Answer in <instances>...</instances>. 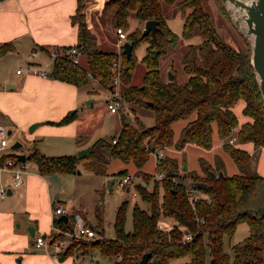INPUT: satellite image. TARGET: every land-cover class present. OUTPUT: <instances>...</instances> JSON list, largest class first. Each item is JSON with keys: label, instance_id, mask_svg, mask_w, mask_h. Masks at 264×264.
Segmentation results:
<instances>
[{"label": "trees", "instance_id": "trees-1", "mask_svg": "<svg viewBox=\"0 0 264 264\" xmlns=\"http://www.w3.org/2000/svg\"><path fill=\"white\" fill-rule=\"evenodd\" d=\"M202 1L103 2V9L112 11L115 29L127 30L128 20L132 16L140 22L156 20L159 30L154 38L151 34L141 36L140 28L127 32L126 41L132 49L129 58L123 50L120 54V94L134 123L126 124L124 119L119 132L109 140L99 138L92 143L91 153L83 160L86 161V168L98 175H107V167L112 158L123 163L132 162L137 168L136 176L145 183L135 185V190L140 199L148 203L149 211L135 204L131 213L132 229L126 231L124 221L127 200H123L115 212L113 239L98 237L91 241L77 242L59 255L61 260L72 255L76 247L80 246L83 254H87L90 249L96 250L101 256L113 262L115 260V264H139L145 252L151 253L148 264H170L172 261H182L177 264H207V245L210 256L208 264H229L223 238L231 237L238 224L246 223L248 236L231 247L232 264H264V176L254 167L251 168L254 154L250 155L239 147L223 143L224 151L239 170V173L231 176L225 174L220 160L214 169L209 166L205 168L202 162L205 172L201 176L187 171L180 174L174 159L160 158L156 170L163 171L166 178L161 185L153 181L150 190L146 186L150 176L141 171L152 151L173 145L172 124L178 120L186 123L175 143L177 150L186 144L210 149L214 124L223 140L236 129L239 143L250 142L255 148L264 147V103L251 66L249 45L246 43L244 50L229 45L218 34ZM93 4V0H76L75 12L70 16L71 24L77 27V43L74 46L85 58V67L82 64L72 66L66 56H61L53 62L48 76L78 87L88 83L89 73L91 80L109 90V66L117 54L99 48L98 37L89 28L87 15ZM164 6H176L181 11L183 39L200 37L198 45H187L182 57V69L187 75L184 83H178L173 72L171 81L161 75V57L167 54L170 47L177 46L179 40L167 26ZM220 10L225 15L223 9ZM146 41L149 44L142 59L144 73L140 84L134 85L131 80L137 60L133 51L137 45ZM12 49L10 44H4L0 46V55ZM240 99L244 101L243 114L249 119L241 125L233 111V106ZM137 110L151 112L153 124L146 127L138 117ZM75 118L76 112L68 113L54 124L65 125ZM6 157H15V154ZM27 160L35 163L37 172L44 177L54 173L74 174L80 161L75 155L44 156L34 147ZM209 170L216 176L211 177ZM219 171L222 177L218 176ZM126 175V170H122L114 176L122 178ZM192 182H205L207 187L201 190L192 186ZM191 195L195 197L193 203L189 198ZM99 214L97 207L98 221ZM161 217L174 221L171 231L157 229ZM185 235H190L192 239L184 241ZM118 256L121 257L120 262H116Z\"/></svg>", "mask_w": 264, "mask_h": 264}, {"label": "rangeland", "instance_id": "rangeland-1", "mask_svg": "<svg viewBox=\"0 0 264 264\" xmlns=\"http://www.w3.org/2000/svg\"><path fill=\"white\" fill-rule=\"evenodd\" d=\"M94 4L90 7L88 12V23L89 28L96 33L99 40V48L105 51H113L117 44V34L114 26V21L112 17V11H105L103 8V2L106 0H93ZM181 1V0H176ZM204 9L210 14L212 24L217 30L218 34L232 47L237 50H244L246 48V43L249 44V41L240 32L235 28L231 18L228 13L223 8L220 0H203ZM223 9L225 15L220 10ZM164 18L166 20L169 30L179 39L177 46L170 47L167 54L160 59V70L163 78L168 77V71L170 70L176 76L178 83H182L183 79H186V74L182 69V57L186 51L187 45L193 44L198 45V37L194 36L189 40H185L182 37L183 30V17L181 11L176 9V6L166 7L164 6ZM129 28L124 30L127 34L128 31L135 30L140 28L141 32L143 30L144 22H140L134 17H130ZM200 38V37H199ZM200 40V39H199ZM124 43V42H123ZM148 42H142L137 45L133 51L134 57L136 58V66L133 74V83L137 85L140 83V79L143 74L144 65L142 59L146 54V49L148 47ZM73 46V45H72ZM32 57V52L29 54ZM41 66L47 68L50 72L53 66V63L49 55L45 54V58L42 60ZM81 64L85 67V58L81 57ZM31 66L28 63L22 62L21 64H16L15 61L8 65L10 72H15V70L20 68H27ZM16 70V71H17ZM186 81V80H184ZM78 94L80 99L77 102L76 109V118L72 121V145L73 137L78 138L82 136L83 143H94L99 138L111 139V137L116 135L121 126V121H123L129 116L130 122L134 123V118L131 116L127 110V106L122 109L121 114H111L106 108L107 92L106 89H102L101 86L95 80H89L87 84L78 86ZM91 91V92H90ZM94 102L88 103L90 100ZM244 101L242 99L238 100L233 106L234 114L238 119V124L241 125L247 122V118L243 114ZM18 111V110H17ZM15 112V111H14ZM19 112V111H18ZM71 113V112H70ZM138 117L141 118L142 122L146 127H149L153 124V117L151 112H144L142 110H137ZM127 116V117H126ZM21 113L18 118H23ZM121 118V120H120ZM184 121L178 120L173 124V145L169 148H164L162 150L163 156L161 158H170L174 159L178 166L180 174L187 172H192L200 175L204 174V168L202 162L206 166H209L211 169H214L216 163L220 160L223 163L224 172L226 175L231 176L239 173L237 166L230 157V155L224 151L223 143H226V140L220 138L216 124L213 125L212 130V146L210 149H203L194 144H188L183 149L177 150L175 148V143L179 139V134L181 127ZM20 129L23 130V135L26 136V128L20 126ZM43 131V127L40 131L33 137L35 141L41 139L39 136ZM45 132V139L47 140L49 134ZM234 137H236V129L232 132ZM15 134L7 135L8 145L2 150V152H13L14 154H24L26 157H29L31 154V147L28 145L25 140L26 137H23L22 134L15 138ZM237 139V137H236ZM15 141H20L22 146L16 150L10 149L11 144ZM235 147H239L247 152H252L254 160L252 161L251 168H255L257 172L264 176V147L255 148L254 145L250 142L239 143L236 140ZM88 146V144H86ZM86 147V146H85ZM76 152L72 154H62V155H51V156H76ZM48 156V155H45ZM50 156V157H51ZM49 157V156H48ZM86 161L80 160L78 164L77 171L79 173H61L59 176V181L61 185V190H57L56 195L59 197V201L55 203H63L64 207L68 210L71 207L75 210H81L80 213H85L86 218L92 223L93 227L96 230L98 237H104L106 239H113L115 237V230L113 227L115 212L123 200H127L126 209H125V221L124 228L126 231H131L132 229V208L136 205L142 210L149 211V205L146 202H143L140 199V196L133 195L132 192L135 190V185L142 184V179L139 176H136L137 168L132 162L123 163L119 159L112 158L107 167V175H98L89 171L85 166ZM157 160L154 156H150L146 164L141 168V171L144 174L150 176L148 190L153 187L152 176L156 172ZM187 167L182 170V166ZM256 165V167H255ZM35 169V164L32 161L26 162L25 172H30ZM126 170L127 174L131 178L130 182V191L126 192L118 185V181L121 177L114 176L119 171ZM212 171V170H209ZM6 174V173H5ZM111 180L113 184L109 186ZM145 184V183H143ZM185 184L187 182L185 181ZM160 191L162 188L160 187ZM39 202L42 203L41 198L39 197ZM99 207V217L100 221L96 217V209ZM79 212V211H78ZM83 216V215H82ZM52 221V220H51ZM160 223L165 229H170L174 225V221L171 218H160ZM101 233H100V232ZM249 234L248 226L246 223L238 224L235 232L231 237L224 236L223 243L225 251L229 254V264L233 263V253L231 247L236 243L242 241ZM69 239V238H68ZM69 246L76 244L77 242H83L78 240H68ZM81 247L77 246L75 252L72 255L66 256L64 259L58 257L57 264H113L112 259L108 257L101 256L95 250H89L93 252V255L87 256H77L75 253H79ZM94 253H96L94 255ZM210 261L209 248L206 245V263ZM182 261H172L170 264H177Z\"/></svg>", "mask_w": 264, "mask_h": 264}, {"label": "crops", "instance_id": "crops-1", "mask_svg": "<svg viewBox=\"0 0 264 264\" xmlns=\"http://www.w3.org/2000/svg\"><path fill=\"white\" fill-rule=\"evenodd\" d=\"M75 8L76 0L0 1V46L10 44L13 47L12 51L0 55V124H3L10 134H15L16 139L21 134L26 137L25 140L31 150L34 147L38 152L49 157L72 154L87 146L86 144H92L83 143L82 136H79L73 137L72 145V121L65 125L54 124L73 108L78 110L77 102L80 99L78 87L50 76L41 77L37 74L41 68L50 73L47 68L41 66L40 62L51 48L65 49L77 43V27L70 21ZM198 42H200L199 37ZM115 47L113 51L117 52L118 42ZM31 52H34L32 57L29 55ZM13 61L16 64L24 62L31 66L24 68L20 74L16 73L17 69L13 73L8 68ZM186 79L181 82L184 83ZM131 82L133 83V77ZM101 88L105 89L102 86ZM108 91L106 89L107 98ZM90 102L94 100L88 101ZM21 113L24 117L18 118ZM129 113L131 117L132 114L130 111ZM34 123L37 125L30 130V126ZM185 123L186 121L182 127ZM20 126L26 128V136L23 135ZM42 127L43 131L39 135L41 139L35 141L33 137ZM46 131L49 134L47 140L42 136ZM19 143L22 146L20 141ZM0 153L5 156L14 154L2 151ZM57 175L58 178L61 176V174ZM47 178L37 172L35 165V169L23 174L24 183L21 186L11 187L12 173H0V183L7 186V196L0 200V264H57V260H52L46 252L34 247L35 237L50 231L52 209L64 205L60 202L55 203L59 201V197L56 198L57 188L53 183L48 182ZM146 186L148 188V185ZM39 197L42 203L39 202ZM68 210L81 212L72 207ZM81 214L86 218L85 213ZM29 231L33 233L32 236ZM75 254L84 257L93 255V252Z\"/></svg>", "mask_w": 264, "mask_h": 264}, {"label": "built area", "instance_id": "built-area-1", "mask_svg": "<svg viewBox=\"0 0 264 264\" xmlns=\"http://www.w3.org/2000/svg\"><path fill=\"white\" fill-rule=\"evenodd\" d=\"M116 34L119 49L116 52L117 57L111 61L109 66L111 84L108 91L109 96L106 100V108L111 114H119L125 107V103L122 100L120 94V77L122 70V58L120 54L122 51V44L126 41L127 34L122 28H116ZM32 55H34V52H32ZM48 55L52 63L55 61L56 58L66 56L72 66L81 65V57H83L81 51L75 46H71L65 49L53 47L51 48V51L48 52ZM23 71L24 68H20L16 71V73L20 74ZM37 74L41 77H48V72L43 68L39 69L37 71ZM87 78L89 80L92 79L89 73H87ZM7 132V128L3 124H0V152L8 144ZM236 140V137L230 135L226 139V142L229 145H235ZM112 143H115V140H112ZM150 155L154 156L155 159L158 161L163 156L162 149H155L150 153ZM25 170L26 163L20 162L16 157H6L4 154L0 153V173H12V180L10 182L11 187H19L24 183L23 174L25 173ZM165 178V173L161 170H156L155 174L152 176L153 181L159 185L163 183ZM130 182V176L126 175L118 181V185L123 190L129 188V192H131ZM132 194L137 195L136 190H134ZM6 196L7 186H4L2 183H0V200L5 198ZM189 198L190 201L193 203L195 197L191 195ZM60 216H65L66 221H57ZM51 217L52 224L50 227V231L47 234L37 235L34 240V247L46 252V254H48L49 257L54 261L57 260L59 255L63 253L69 246L68 240L91 241L97 238V232L95 228L91 226L92 223L84 216H82V214L78 211H69L64 207V205L61 204L52 209ZM172 228L173 227H171L170 229H165L160 223V221L157 224V229H159L160 231L169 232L172 230ZM191 239L192 238L190 235L184 236V241L186 242H189ZM117 261L120 262L121 257H116V262ZM113 264H115V260Z\"/></svg>", "mask_w": 264, "mask_h": 264}, {"label": "water", "instance_id": "water-1", "mask_svg": "<svg viewBox=\"0 0 264 264\" xmlns=\"http://www.w3.org/2000/svg\"><path fill=\"white\" fill-rule=\"evenodd\" d=\"M223 8L228 13L231 18L235 28H237L240 32L244 34V36L249 41L250 48V60L251 66L253 69V73L255 76L256 83L258 85L263 103H264V0H220ZM235 14H242V18L235 17ZM245 28H242V23ZM159 30L158 22L156 20L150 19L144 22L143 30L141 36H146L151 34L152 37H155L156 32ZM132 46L128 41H125L122 44V50L124 55L129 58L131 54ZM169 81L173 80V73L169 70L168 77ZM151 105V104H149ZM76 110H72L71 113H74ZM126 124L130 123V119L127 117ZM37 124L34 123L30 126V130L33 129ZM10 135V131L7 132ZM21 147V144L15 141L11 144L10 149L16 150ZM92 151V144L81 148L76 153L77 160H81L86 158ZM15 157L22 163H25L26 156L24 154H15ZM186 167L184 166L183 169ZM211 177H215V173L212 171H208ZM77 173H79L77 171ZM218 176L222 177V172H218ZM48 182L53 183L57 190H61L60 181L58 175L56 173L48 176ZM113 180H111L108 187H110ZM192 186L197 187L201 190H205L207 184L205 182H192ZM127 193L129 192V188L125 190ZM58 198V196H56ZM57 221H66L65 216H60ZM91 226H93L91 224ZM32 236L33 233L30 232ZM151 258L150 252H145L140 260L139 264H148L149 259Z\"/></svg>", "mask_w": 264, "mask_h": 264}, {"label": "bare ground", "instance_id": "bare-ground-1", "mask_svg": "<svg viewBox=\"0 0 264 264\" xmlns=\"http://www.w3.org/2000/svg\"><path fill=\"white\" fill-rule=\"evenodd\" d=\"M242 16H243L242 14H238V15L235 14V17H238L240 19L242 18ZM241 23H242V26L241 27L242 28H245L244 25H243L244 23L243 22H241Z\"/></svg>", "mask_w": 264, "mask_h": 264}]
</instances>
